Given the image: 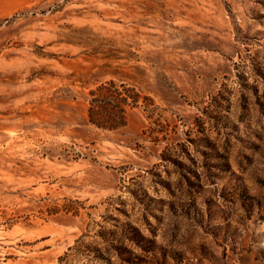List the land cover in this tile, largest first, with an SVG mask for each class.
<instances>
[{
  "label": "rangeland",
  "instance_id": "374dc122",
  "mask_svg": "<svg viewBox=\"0 0 264 264\" xmlns=\"http://www.w3.org/2000/svg\"><path fill=\"white\" fill-rule=\"evenodd\" d=\"M0 264H264V0H0Z\"/></svg>",
  "mask_w": 264,
  "mask_h": 264
},
{
  "label": "trees",
  "instance_id": "16d2710c",
  "mask_svg": "<svg viewBox=\"0 0 264 264\" xmlns=\"http://www.w3.org/2000/svg\"><path fill=\"white\" fill-rule=\"evenodd\" d=\"M86 100L89 104L88 123L110 131L126 125L129 110L142 106L150 110L154 105L153 98L144 95L138 86L114 78L102 81L90 89ZM242 205L250 211L254 204L248 205L244 195Z\"/></svg>",
  "mask_w": 264,
  "mask_h": 264
}]
</instances>
